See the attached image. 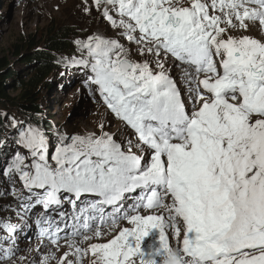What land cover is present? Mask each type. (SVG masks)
<instances>
[{
	"label": "snow or ice",
	"instance_id": "6c2138e0",
	"mask_svg": "<svg viewBox=\"0 0 264 264\" xmlns=\"http://www.w3.org/2000/svg\"><path fill=\"white\" fill-rule=\"evenodd\" d=\"M94 6L159 71L129 60L114 40H77L82 58L68 65L90 73L89 94L98 93L132 135L117 142L100 124L99 135L56 131L53 147L43 127L5 114L16 132L0 148L16 150L0 152V175L13 187L20 182L22 191L12 192L19 209L24 216L38 209L35 223L51 245L73 240L58 264H84L89 251L91 264H158L156 257L166 264L174 252L169 232L178 242L183 232L180 264H264V39L245 34H264V0ZM83 10L91 12L87 0ZM169 56L185 66L183 89L165 69ZM121 221L130 227L106 242L75 243L105 235L101 226L115 232ZM154 230L160 246L145 253Z\"/></svg>",
	"mask_w": 264,
	"mask_h": 264
},
{
	"label": "rangeland",
	"instance_id": "374dc122",
	"mask_svg": "<svg viewBox=\"0 0 264 264\" xmlns=\"http://www.w3.org/2000/svg\"><path fill=\"white\" fill-rule=\"evenodd\" d=\"M87 2L91 6L90 13H85L83 10L84 0H0V61L5 60L10 66H13L11 67L12 70L23 82L22 85H19V80L14 81L13 79L7 83V96L11 103L0 106V131L16 132L11 127L10 122L5 119V114L9 118H15L17 122H24L25 120H18L24 115L21 112V104L27 96H33L36 97L35 102H38L37 105L41 112L40 116L36 118L42 122L40 127H43L47 135L54 134L56 131L66 133L69 137L90 133L99 135L101 131L100 124L104 126L103 131L112 135L117 142H123L132 135V132L117 123L105 108L89 100L84 91L79 92L81 89L77 80L79 78H73L68 71L69 65L67 63L72 59L82 58L75 42L77 40L86 41L90 36L114 40L123 46L124 55L129 60L141 64L147 62L154 71H159V69L156 68L150 54L141 55L138 46L127 40L122 29L111 26L101 12L95 8L94 0H87ZM61 29L69 35L70 52L60 53L62 57H57V60H60L57 66L60 74L57 76L52 74L54 76L51 75L44 83L34 85L35 83H32V81L37 69L33 64L21 63L20 57L28 53L33 54L35 50L47 46L49 33L52 31L58 32ZM245 34L250 37L264 39V34L258 32L257 35L254 28ZM233 35L239 36L240 33L234 32ZM30 46H35V50L29 51ZM79 69L82 70L81 67H78L77 70ZM165 69L169 70L168 74L175 78L176 82L179 81L176 73H179L180 68L172 63L169 58L165 59ZM52 139H55L54 135ZM54 142L55 140H51L50 144L52 145ZM9 207L15 210L10 200L0 196L1 219L10 214ZM118 231L116 229L115 232L108 233V229H106L103 232L105 235L108 234L109 238L102 235L95 238L94 241L92 239L91 242H106ZM145 243L147 242H144V249L147 245ZM28 244L24 242L17 260L10 264H36L37 261L43 260L45 249L41 248L42 252L37 256L38 260H33V256L38 250L36 249L37 244H31V242ZM87 246L89 248L90 244L84 245L82 243L80 247L88 249ZM151 246L150 244L149 248ZM57 251L59 252L57 253ZM64 251H70L68 244L54 250L56 252L53 254L55 259L51 261V264H58V261L63 258ZM86 257L84 263L85 260L94 259L91 257L90 251ZM68 259L72 260L74 257L69 255Z\"/></svg>",
	"mask_w": 264,
	"mask_h": 264
},
{
	"label": "trees",
	"instance_id": "16d2710c",
	"mask_svg": "<svg viewBox=\"0 0 264 264\" xmlns=\"http://www.w3.org/2000/svg\"><path fill=\"white\" fill-rule=\"evenodd\" d=\"M48 36L49 42L47 46L43 47L40 50H35V46H30L29 51L35 50V52H33V54L28 53L20 57L21 63L33 64V66L36 67V75L34 77V80L32 81V83H35L34 85L44 83L52 74L56 76L60 74L59 67H57L60 63V60H57V57H62L60 53L70 52L69 35L66 31L62 29L58 32L52 31ZM11 67L13 66H10L5 60L0 61V106H6L7 103L10 102L7 96V83L13 79L14 81L19 80V77ZM54 75H52V77ZM22 84L23 82L19 80V85ZM23 100L24 101L21 104V112L24 115L18 120L31 122L33 126H40L42 122L39 121L36 117L40 116L41 112L37 105L38 102H35L36 97L27 96ZM52 134L53 133H51L49 137H53ZM14 135L15 131H0V139L3 140H9Z\"/></svg>",
	"mask_w": 264,
	"mask_h": 264
},
{
	"label": "bare ground",
	"instance_id": "6f19581e",
	"mask_svg": "<svg viewBox=\"0 0 264 264\" xmlns=\"http://www.w3.org/2000/svg\"><path fill=\"white\" fill-rule=\"evenodd\" d=\"M255 29V28H254ZM255 31H256V34L258 35V32L259 31H257L256 29H255ZM264 38V37H263ZM167 58H169L170 59V61L172 62V63H174V64H178V61H175V59L174 58H172V57H167ZM152 60H153V58H152ZM151 64V63H150ZM155 64V63H154ZM153 64V65H154ZM180 68V67H179ZM80 70V69H79ZM177 71H178V69H177ZM177 74V79L178 80H180L181 82L180 83H182V80H183V71H179V73H176ZM182 78V79H181ZM81 80V79H80ZM80 93H82L83 91H82V88L80 89V91H79ZM108 112V111H107ZM120 227V226H119ZM118 227V228H119ZM34 229V228H33ZM114 235V234H113ZM111 236V235H110ZM105 237L107 238L108 237V234L107 235H105ZM79 238V237H78ZM109 238V237H108ZM149 238H150V244L152 245L151 246V248H148V249H144V251H145V253H151L152 252V250H153V247H156V248H158V246H159V244H160V242H159V238H156V236L154 235V234H152L151 233V235L149 236ZM17 240V239H16ZM79 240L80 241H75V243L77 244V245H82V243H84V245L85 244H91V243H94V242H91V240L90 241H84V240H82L81 238H79ZM95 240V237L93 238V241ZM33 239L30 241L31 242V244L33 243ZM170 241V240H169ZM35 242V241H34ZM82 242V243H81ZM71 243H73V240H70L69 241V243H67L68 244V249H69V244H71ZM66 244V245H67ZM148 245V242L147 243H145V245ZM144 247V246H143ZM43 249H45L44 250V253H43V258L45 257V256H54L53 254H55L56 252H54V250H58V248H55V249H50V248H44V247H42ZM87 248H88V246H87ZM36 249H38V250H36V254L33 256V260H38V255L42 252V250H41V248H38V246L36 247ZM70 250V249H69ZM59 251H57V253H58ZM69 252V251H68ZM64 253H65V251H64ZM87 258V257H86ZM89 263H91V259H89V260H85V263L84 264H89ZM6 264H10L9 263V259H8V262L6 263Z\"/></svg>",
	"mask_w": 264,
	"mask_h": 264
},
{
	"label": "clouds",
	"instance_id": "9594fccd",
	"mask_svg": "<svg viewBox=\"0 0 264 264\" xmlns=\"http://www.w3.org/2000/svg\"><path fill=\"white\" fill-rule=\"evenodd\" d=\"M166 264H180V257L178 252H173L172 258L166 261Z\"/></svg>",
	"mask_w": 264,
	"mask_h": 264
},
{
	"label": "water",
	"instance_id": "95a60500",
	"mask_svg": "<svg viewBox=\"0 0 264 264\" xmlns=\"http://www.w3.org/2000/svg\"><path fill=\"white\" fill-rule=\"evenodd\" d=\"M19 86V85H18ZM9 88V87H8ZM17 88V87H16Z\"/></svg>",
	"mask_w": 264,
	"mask_h": 264
}]
</instances>
